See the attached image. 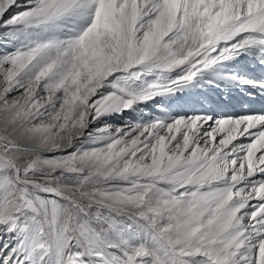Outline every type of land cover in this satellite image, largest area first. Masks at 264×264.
Listing matches in <instances>:
<instances>
[{
    "label": "bare ground",
    "instance_id": "obj_1",
    "mask_svg": "<svg viewBox=\"0 0 264 264\" xmlns=\"http://www.w3.org/2000/svg\"><path fill=\"white\" fill-rule=\"evenodd\" d=\"M45 1L49 13H54L61 4L74 0ZM1 2L0 49L5 45L11 51L14 47L9 45L6 31L22 24V15L29 10L36 12L38 3L29 0ZM102 10L105 12L103 16ZM92 12L95 44L92 55L102 54L101 61L95 63L96 76L101 75L97 85L90 86L86 97L70 104L69 113H55L56 109L49 106L50 101L54 105L60 103L62 97L55 93L42 94L36 86L34 91L27 90L20 83L13 84L19 79L20 70L7 69L0 64V139L11 143V149L0 153V159L6 163V170L17 166L23 179L40 188V183L50 182V191L62 202L52 200V221L58 222L60 208L72 198L84 199L91 205L101 202L115 214L148 209L152 215L147 218L157 231L164 222H158L156 214L163 208L170 209L171 201L175 207L180 206L175 196L178 193L196 190L214 194L215 188L225 185L229 187L230 199L245 200L251 210L258 205L256 202H264V187L261 186L264 145L259 143L261 140L264 144V72L258 68L257 60L261 56L257 52L259 48H255L258 43L264 46V37L260 36V33L264 34V0H92ZM208 15H212L210 18L214 24L225 25L221 32L214 34L213 42L207 40L205 33L208 24L204 25V21ZM251 16L257 21L254 27H238L241 21ZM136 62L150 70L179 69L167 77L180 79V82L162 87L155 80L157 74L153 71L154 75L148 78L153 84L146 89V98L137 101L146 106L144 110L150 106L155 116L150 121L141 117L139 127L132 128L129 121L99 113L94 105H104L101 97L108 84L116 82L118 65L127 70ZM50 74L46 71L41 79ZM119 91L122 97L128 95L125 88ZM174 91H188L189 95L175 102L172 108L170 102ZM260 95L263 104L255 107L252 104V109L250 104ZM96 98L98 102L94 101ZM13 110L21 112L20 124L2 123L1 115ZM114 122L121 126L113 129L111 124ZM1 125L7 128L9 136L2 134ZM78 138L84 143L76 151ZM247 140H252L251 147L244 146ZM63 148L64 153L61 152ZM30 157L37 164L38 161L46 163L41 171L19 167V163H27ZM56 162H60L59 167L52 166ZM204 168L207 169L203 171ZM58 170L71 173V178L60 180ZM193 173H201L200 180L190 183L184 178L182 181L183 176ZM0 176V195L5 194L6 200L0 202V264H15L16 259L6 255L4 248L11 244L15 248L22 241V224L6 212L13 202L10 196L15 191L9 185V176L1 173ZM84 177L90 183L89 189L77 184ZM161 180L174 185L175 189L162 186ZM64 193L67 196H63ZM22 194L24 190L21 192L24 196ZM160 194L165 198H160L158 205L148 204L149 196L160 197ZM36 201L42 202L40 199ZM82 213L89 228L97 234L90 220V208L84 207ZM256 213L257 210L252 215L256 216ZM188 219V223L180 218L174 219L176 225L182 224L176 230L183 235L193 236L196 230L200 236L205 232L207 238L223 235L215 221L207 222L206 219L198 223L202 225L201 229ZM17 229L19 234L16 235L14 230ZM22 229L28 231L26 226ZM11 237H15L16 242ZM59 242L62 243L61 239ZM89 245L99 247V244ZM105 246L111 247L107 243ZM246 248L250 253L254 249L249 245ZM61 249L57 244L56 260ZM115 250L119 251L117 247ZM262 257L264 240L260 243L255 263L259 264L257 262ZM255 263L254 259L235 262ZM22 264H26L25 261Z\"/></svg>",
    "mask_w": 264,
    "mask_h": 264
},
{
    "label": "rangeland",
    "instance_id": "obj_2",
    "mask_svg": "<svg viewBox=\"0 0 264 264\" xmlns=\"http://www.w3.org/2000/svg\"><path fill=\"white\" fill-rule=\"evenodd\" d=\"M29 1L38 3L36 12L29 10L22 15V24L11 27L6 31L9 33V45H12L14 49L10 51V47L1 45L0 64H3L7 69L20 70V77L13 84L20 83L26 86L27 90H33L36 86L42 94L48 93V95H51L55 93L59 98L62 97L60 103L54 105L50 101L49 106L56 109L55 113H69L68 107H70V104L77 102L84 96L86 97L89 94L90 86L92 87L94 83L97 85V79L101 75L100 73L96 76L95 63L97 60L101 61L102 54L98 52L92 55L95 52L92 0H74L69 2L70 4H61L54 13H49L50 9L44 5L45 0ZM2 4L1 2L0 6ZM41 10L42 12H40ZM39 12L40 14H37ZM101 12V16H103L105 14L104 10ZM210 17L212 18V15L205 17L206 22L204 21V25L208 24L205 29V33L208 35L207 40L213 42L214 34L217 31V33L221 32L225 25L218 26V24H214L213 19ZM256 24L257 21L251 16L241 21L238 27L250 28ZM211 32L213 33L210 34ZM262 35L264 37V34L260 33V36ZM258 44L255 48L256 50L259 48L257 52L260 53L262 60H257L259 62H257V65L264 72V46ZM119 67L118 65L115 70L116 82L109 83L104 90L103 97H101L103 98L101 103H104V105L101 107L95 104L94 108L98 109L99 113H107L110 118L120 117L124 121L127 120L132 128H137L140 125L139 120L141 117L146 121H150L152 120L151 117L154 118L155 116V111L151 110L150 106H147V110H144L146 106L137 101L146 98L145 94L148 92L146 89L153 84V80L151 81L148 78L154 75V71L157 74L155 80L157 79L162 87L179 84L180 79L168 78L172 72L179 69L152 68L150 70L146 65L138 62L127 70ZM46 71L51 72V74L45 79H41ZM214 74L218 77L216 73L212 75ZM144 77L147 79L144 80ZM124 88L127 89L128 95L122 97L119 89ZM187 93L188 91L186 93L184 91H174L170 106L173 108L174 104L182 101L184 96L189 95ZM116 95L119 98L122 97V99L116 100L118 98L115 97ZM94 101L98 102V98ZM252 104L253 106L262 105V95L258 96L250 105L252 106ZM253 106L252 109L255 107ZM31 113L33 114V111ZM1 117L3 118L2 123L12 122L16 126L20 124L22 119L21 112L18 110H13L8 114L5 113ZM118 126L121 125L115 122L111 124L113 129ZM1 132L4 136H9L7 128L3 125H1ZM76 141V151H78L84 141L81 138ZM259 143L264 145L261 140ZM251 144L253 145L252 140H247L244 146L248 148L251 147ZM9 145L11 143L0 139V153L4 154L9 150ZM17 147L21 148V146ZM24 148L27 147L24 146ZM30 149L36 150L33 147H30ZM62 151H64V148ZM59 163L56 162L52 166L59 167ZM45 164L40 161L37 164L31 158L27 163L25 161L19 163V167L22 169L32 167L37 171H41ZM3 165L4 167H2ZM5 165L6 163L0 159V173L5 177L9 176V185H12L15 191L10 196L13 197V202H11L10 209H7L6 212L15 221L20 222L22 228L24 226L28 228V231L20 229L22 231V241L19 244L17 243L15 248L13 244L4 248L6 255L9 254L11 258L16 259L15 264H22L24 261L26 264L27 262L29 264H130L131 262L134 264H235V262L240 263L251 259H254L255 263L260 243L264 240V202H256L258 204L257 209L251 210L250 205L245 200L234 201L230 199L228 197L229 187L225 185L215 188L213 190L214 194L196 190L176 194V201L177 204L180 203V206L175 207L171 204L173 203L171 201L169 204L170 209L163 208L156 214L158 222H164L159 231L154 230V225L150 224L147 215L152 212L148 209L137 212L128 210L115 214L111 213L106 204L101 202L91 205L84 199L75 200L73 198L70 203L65 202V206L60 208L59 212L62 211L58 215V222L56 223L52 221V206L50 204L52 200L60 201L50 191V182L40 183V188L35 183L23 179L17 166L16 168L11 166L6 170ZM206 169L204 168L203 171ZM6 171L8 172L6 173ZM245 171L247 172V170ZM58 173L60 180L71 178V173L64 170H58ZM199 174L191 175L192 178L191 176H183L181 179L183 181L185 178L184 181L189 180L190 183H193L200 180L201 175ZM85 178L79 179L77 184H81L82 188L89 189L90 183ZM261 178L263 179L261 186L264 187V174L261 175ZM159 182L168 189H175L174 185L166 181L161 180ZM43 187L47 188L44 189ZM22 190H24V194H22L24 196H21ZM106 193L109 194V191H106ZM164 194V196H168L167 198L170 197L169 194ZM62 195L67 196L66 193ZM164 196L162 194H160V197L151 195L147 202L148 204L158 205L161 202L160 198L163 199ZM4 198L5 194L0 195L1 203L6 201ZM36 199H40L42 202L38 203ZM60 203L62 204V202ZM84 207L91 210L90 220L93 221L97 234L88 226V221L82 213ZM256 210V216L252 215V212ZM176 218L185 221L190 218L188 219L189 222L196 223L201 229L203 227L198 223L206 221V219L207 222L211 221L213 223L215 221L217 225L219 224L218 227H220L223 235L207 238L208 235L205 232V235L200 236L197 230L193 236L183 235L184 233L176 230L182 225H176L174 222ZM247 224L249 225L247 226ZM14 231L16 235L19 234L18 229ZM159 232H162V234ZM11 238L16 242L15 237ZM60 239L62 243L59 242ZM189 242L191 243L189 244ZM105 243L111 247L107 248ZM57 244H60L62 249L61 255L56 260L55 249ZM89 244H99V247L92 248ZM248 245L254 248L252 253L247 250ZM116 247L119 251L115 250ZM141 250H147L150 255L144 262L134 259L135 253ZM257 263L264 264V257Z\"/></svg>",
    "mask_w": 264,
    "mask_h": 264
},
{
    "label": "water",
    "instance_id": "obj_3",
    "mask_svg": "<svg viewBox=\"0 0 264 264\" xmlns=\"http://www.w3.org/2000/svg\"><path fill=\"white\" fill-rule=\"evenodd\" d=\"M150 257L147 250H141L135 253L134 259L139 262H144L146 259Z\"/></svg>",
    "mask_w": 264,
    "mask_h": 264
}]
</instances>
